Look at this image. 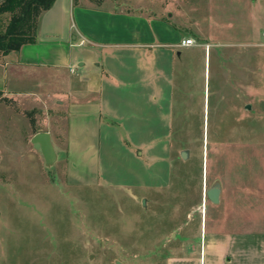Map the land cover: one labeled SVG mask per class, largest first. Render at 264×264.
Returning a JSON list of instances; mask_svg holds the SVG:
<instances>
[{"label":"crops","instance_id":"0c3cea01","mask_svg":"<svg viewBox=\"0 0 264 264\" xmlns=\"http://www.w3.org/2000/svg\"><path fill=\"white\" fill-rule=\"evenodd\" d=\"M257 20L249 11L236 17L232 51L227 37L199 34L171 12L150 15L118 0H53L34 41L0 52V193L3 175L29 182L30 171L46 164L31 142L38 131L49 133L56 158L81 185L99 177L133 193L162 184L165 140L186 138L183 124L202 115L220 128L203 137L225 139L229 115L235 110L242 120L251 105L245 92L260 97L264 28ZM187 37L194 43L183 44ZM247 65L256 77L249 84ZM38 121L47 127L29 136V123ZM217 219L189 230L185 251L164 264H264V224L230 227Z\"/></svg>","mask_w":264,"mask_h":264},{"label":"rangeland","instance_id":"374dc122","mask_svg":"<svg viewBox=\"0 0 264 264\" xmlns=\"http://www.w3.org/2000/svg\"><path fill=\"white\" fill-rule=\"evenodd\" d=\"M118 3L150 15L171 12L199 34L210 30L227 37L232 51L238 15L258 14L257 25L264 28V0ZM252 4L253 8L246 7ZM9 16L0 13V31ZM245 71V84L255 82L250 65ZM258 80L263 86L264 69ZM244 101L251 105L244 108L242 120L235 110L229 115L225 139L203 137L207 131L218 136L215 131L220 128L207 118L203 121L202 115L197 122L183 124L186 138L165 140L164 160L158 165L162 184L134 187L133 193L99 177L81 185L62 157L48 166L36 151L44 165L30 171L29 182L27 174L3 175L0 264H164L168 255L185 251L189 230L204 228L214 217L230 227L263 225L264 89L260 97L245 92ZM44 127L42 121L30 122L29 136ZM150 164L149 158V168ZM214 181L222 185L217 203L204 194Z\"/></svg>","mask_w":264,"mask_h":264},{"label":"trees","instance_id":"16d2710c","mask_svg":"<svg viewBox=\"0 0 264 264\" xmlns=\"http://www.w3.org/2000/svg\"><path fill=\"white\" fill-rule=\"evenodd\" d=\"M53 0H0V13L9 12L5 28L0 31V52L18 49L34 41L41 13Z\"/></svg>","mask_w":264,"mask_h":264},{"label":"water","instance_id":"95a60500","mask_svg":"<svg viewBox=\"0 0 264 264\" xmlns=\"http://www.w3.org/2000/svg\"><path fill=\"white\" fill-rule=\"evenodd\" d=\"M31 142L35 148H38L43 152L45 163L49 166L56 158L49 133L47 131H38L32 136ZM185 155L186 150H182L181 156L184 157ZM219 192L220 187L218 182H216L206 189L205 194L209 200L217 202L219 200ZM144 203L145 198L142 199V204Z\"/></svg>","mask_w":264,"mask_h":264},{"label":"built area","instance_id":"2783aa9c","mask_svg":"<svg viewBox=\"0 0 264 264\" xmlns=\"http://www.w3.org/2000/svg\"><path fill=\"white\" fill-rule=\"evenodd\" d=\"M182 43L183 44H193L194 43V40H193V38H191V37H187V38H184L183 40H182Z\"/></svg>","mask_w":264,"mask_h":264}]
</instances>
